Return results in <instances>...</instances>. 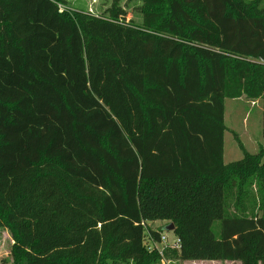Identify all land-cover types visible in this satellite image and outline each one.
Here are the masks:
<instances>
[{"label":"trees","instance_id":"trees-1","mask_svg":"<svg viewBox=\"0 0 264 264\" xmlns=\"http://www.w3.org/2000/svg\"><path fill=\"white\" fill-rule=\"evenodd\" d=\"M241 98L262 100L264 132V0H113L102 15L0 0L12 264H264V148L224 163L225 100ZM157 221L179 250H149Z\"/></svg>","mask_w":264,"mask_h":264},{"label":"rangeland","instance_id":"rangeland-1","mask_svg":"<svg viewBox=\"0 0 264 264\" xmlns=\"http://www.w3.org/2000/svg\"><path fill=\"white\" fill-rule=\"evenodd\" d=\"M69 6L75 9H83L92 14L102 15L105 10L111 7L113 0H66ZM124 10L127 11L126 21L133 20L135 23H141V15L136 10V4L121 3ZM225 125L227 130L224 137V163L226 165L243 159L244 149L256 154L261 148H264V132H263V102L249 101L243 99H227L225 100ZM111 195V193H110ZM114 201L120 208L127 210L128 206L120 202L119 197L113 194ZM135 200H133L134 202ZM115 203V202H114ZM166 222L157 221L149 223L148 226L152 230H162V235L168 237L170 244L174 241V234L166 229ZM220 222L215 223V227L219 228ZM148 241V240H147ZM146 241V244L148 243ZM13 240L9 232L0 228V264H12L11 248ZM162 254L165 249L171 248L167 246H159ZM172 249V248H171ZM161 264H241V262H222V261H174L162 257Z\"/></svg>","mask_w":264,"mask_h":264},{"label":"built area","instance_id":"built-area-1","mask_svg":"<svg viewBox=\"0 0 264 264\" xmlns=\"http://www.w3.org/2000/svg\"><path fill=\"white\" fill-rule=\"evenodd\" d=\"M167 245H169L172 249L179 250L181 248V241H180L179 238L175 237L174 241L170 244L168 237L165 236V235H162L160 243H152V244H150L149 245V250L156 249V250L159 251V253L161 255H163L162 251L159 248V246H167Z\"/></svg>","mask_w":264,"mask_h":264},{"label":"water","instance_id":"water-1","mask_svg":"<svg viewBox=\"0 0 264 264\" xmlns=\"http://www.w3.org/2000/svg\"><path fill=\"white\" fill-rule=\"evenodd\" d=\"M168 232H173L174 231V226L172 224H170L167 229Z\"/></svg>","mask_w":264,"mask_h":264},{"label":"crops","instance_id":"crops-1","mask_svg":"<svg viewBox=\"0 0 264 264\" xmlns=\"http://www.w3.org/2000/svg\"><path fill=\"white\" fill-rule=\"evenodd\" d=\"M241 99H243V98H241ZM239 100V99H238Z\"/></svg>","mask_w":264,"mask_h":264}]
</instances>
